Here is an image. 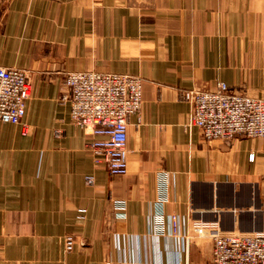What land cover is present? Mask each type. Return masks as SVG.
I'll use <instances>...</instances> for the list:
<instances>
[{"label":"crops","instance_id":"obj_1","mask_svg":"<svg viewBox=\"0 0 264 264\" xmlns=\"http://www.w3.org/2000/svg\"><path fill=\"white\" fill-rule=\"evenodd\" d=\"M0 67L31 86L21 124L0 122V264H211L193 222L264 231V138L206 140L182 99L217 82L264 98V0H0ZM73 71L142 80L124 176L93 163L70 121L60 96ZM159 177L181 237L156 223ZM64 235L77 240L69 253Z\"/></svg>","mask_w":264,"mask_h":264},{"label":"built area","instance_id":"obj_2","mask_svg":"<svg viewBox=\"0 0 264 264\" xmlns=\"http://www.w3.org/2000/svg\"><path fill=\"white\" fill-rule=\"evenodd\" d=\"M62 102L69 104L70 121L90 137L87 149L96 166H104L111 176L127 173V121L138 114L142 105V80L131 74L67 72L64 77ZM31 86L24 70L0 67V122L18 125L25 116ZM191 107L190 126L200 130L206 140L229 142L237 136L248 139L264 138V98L235 93L224 82H217L213 91L195 89L182 93ZM29 133L22 124L21 134ZM255 154H248L253 163ZM264 185V175L262 178ZM92 186L94 178L85 177ZM159 198L155 214L162 227L166 219L169 234L181 237V221L175 214H166L167 186L158 178ZM124 200H112L114 218L125 219ZM197 236H208L212 241L211 264H264V231L253 234H222L214 222H193ZM66 253L73 250L77 240L63 236Z\"/></svg>","mask_w":264,"mask_h":264},{"label":"rangeland","instance_id":"obj_3","mask_svg":"<svg viewBox=\"0 0 264 264\" xmlns=\"http://www.w3.org/2000/svg\"><path fill=\"white\" fill-rule=\"evenodd\" d=\"M171 236V235H170Z\"/></svg>","mask_w":264,"mask_h":264}]
</instances>
